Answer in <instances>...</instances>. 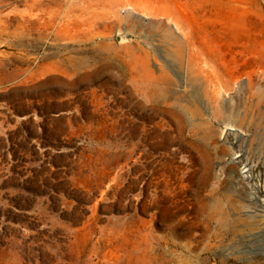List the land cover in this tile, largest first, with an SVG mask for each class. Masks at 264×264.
<instances>
[{
  "label": "rangeland",
  "instance_id": "obj_1",
  "mask_svg": "<svg viewBox=\"0 0 264 264\" xmlns=\"http://www.w3.org/2000/svg\"><path fill=\"white\" fill-rule=\"evenodd\" d=\"M0 264H264V0H0Z\"/></svg>",
  "mask_w": 264,
  "mask_h": 264
}]
</instances>
